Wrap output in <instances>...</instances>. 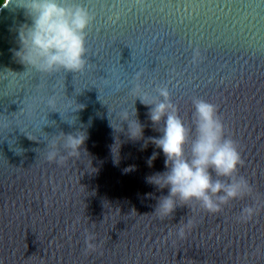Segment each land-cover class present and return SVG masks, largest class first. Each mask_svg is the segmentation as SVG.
<instances>
[{"label": "water", "instance_id": "water-1", "mask_svg": "<svg viewBox=\"0 0 264 264\" xmlns=\"http://www.w3.org/2000/svg\"><path fill=\"white\" fill-rule=\"evenodd\" d=\"M72 2L95 17L88 66L77 74L26 71L13 29L29 21L22 10H0V264H264V0ZM137 84L146 102L166 86L185 122L193 98L217 105L252 195L216 215L193 205L153 216L167 189L146 177L166 170L165 157L151 143L142 150L160 133L135 101ZM124 112L143 126V139L128 137ZM61 132L86 140L79 157L58 166L45 148ZM252 205L258 214L238 221ZM182 218L194 226L178 239ZM86 232L102 244L87 256Z\"/></svg>", "mask_w": 264, "mask_h": 264}, {"label": "clouds", "instance_id": "clouds-1", "mask_svg": "<svg viewBox=\"0 0 264 264\" xmlns=\"http://www.w3.org/2000/svg\"><path fill=\"white\" fill-rule=\"evenodd\" d=\"M3 9L13 13L22 10L29 21L13 29L18 44V50H13V53L26 71L32 69L44 75H53L60 72L77 74L86 69L87 31L95 20L88 9L72 0H0V10ZM199 57L200 53L195 51L193 63ZM133 91L139 93L135 101L139 99L149 108L151 124L160 133L158 137L145 140L142 150L151 143L165 157L166 170L146 177V182L158 191L167 189V195L156 198L153 216L163 221L173 218L178 208L191 209L193 205L210 215H216L234 201L252 195L251 184L239 175L240 168L244 166L239 145L227 134L217 105L193 98L191 121L185 122L171 102L166 86L156 89L158 98L151 102H146L139 84ZM53 105L54 101L50 100L49 106ZM122 118V122L128 125V137L133 141L143 139L144 129L140 122L135 118L130 121L127 112L122 113ZM81 133L61 132L51 137L45 148L46 161L63 166L68 158L79 157L86 140V134ZM157 156L158 153L154 151L148 158L146 163L149 167H152ZM114 157L118 163L119 155L118 158ZM134 169L135 166H129L125 171ZM259 211L260 208L255 205L245 206L237 219L249 222ZM193 226L191 219L185 222L182 218L174 225L176 237L184 239ZM168 235L173 233L169 231ZM96 241L95 234L86 232L84 255L100 249L102 244Z\"/></svg>", "mask_w": 264, "mask_h": 264}]
</instances>
